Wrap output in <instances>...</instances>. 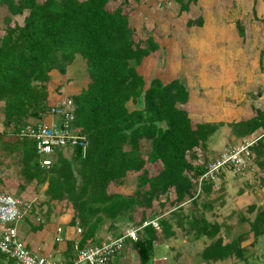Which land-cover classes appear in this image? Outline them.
<instances>
[{
  "label": "trees",
  "instance_id": "trees-1",
  "mask_svg": "<svg viewBox=\"0 0 264 264\" xmlns=\"http://www.w3.org/2000/svg\"><path fill=\"white\" fill-rule=\"evenodd\" d=\"M131 1L138 0H0L9 12L0 35V143H8L5 137L14 134L21 145L25 179L47 181L48 199L72 208L70 223L82 231L79 249L97 242L96 232L106 220L114 235L119 234L117 222L123 219L135 226L148 222L131 246L138 264H151L154 243L175 234L170 221L175 218L174 224L185 235L210 240L201 251L205 262L230 257L246 261L239 237L225 241L222 223L211 222L204 214L212 207L207 198L214 192V181L205 179L196 193L197 178L208 164L200 156L223 122L192 120L187 110L190 93L178 77L163 82L155 76L146 84L137 67L160 44L150 33L138 34L126 10ZM174 1L182 12L197 0ZM111 2L117 5L110 8ZM20 15L22 24L14 19ZM260 21L264 23V14ZM203 22L198 15L186 24L202 26ZM235 25L244 37L242 21L236 19ZM77 58L85 61L89 78L85 88L71 95L74 125L87 139L86 151L74 147L66 157L64 149H57L50 167L43 168L34 141L16 133L30 118L42 119L49 113L51 71L67 76ZM129 101L134 105L141 101V108L130 110ZM255 113L237 123L240 136L250 137L257 130L264 133V111ZM252 150L264 173V134ZM130 173H136V187L123 195L114 187L127 184ZM154 202L159 211L167 202L175 207L170 216L156 218L159 230L149 222L157 215ZM184 202L194 210L181 216ZM249 209L254 211L256 206ZM246 221L255 237L264 234V207Z\"/></svg>",
  "mask_w": 264,
  "mask_h": 264
},
{
  "label": "rangeland",
  "instance_id": "rangeland-1",
  "mask_svg": "<svg viewBox=\"0 0 264 264\" xmlns=\"http://www.w3.org/2000/svg\"><path fill=\"white\" fill-rule=\"evenodd\" d=\"M115 5L117 2H111L109 7ZM126 10L131 13V22L138 34L145 37L150 33L160 44L159 50L145 57L137 67L146 84L155 76L164 82L178 77L192 92V105L187 107L190 118L199 122H223L209 137L206 152L200 156L201 161L213 160L226 146L242 140L244 137L239 135L237 123L252 110L264 111V23L260 21L264 14V0H197L190 4L188 11L182 12H179V5L174 0H138L131 1ZM8 14L7 8L0 5V35L4 29L3 18ZM198 15H202L203 25L187 26V20ZM14 19L22 24L23 15ZM236 19L244 24V37L238 33ZM68 71L69 75L65 77L72 79L64 81V76L57 75L49 82L48 88L54 97L51 101L63 99L59 95L61 81L65 86L79 79L76 84L73 83L74 86L77 85L74 91L87 82L84 65L78 69L76 62L72 70L70 67ZM233 83L237 85L236 88H232ZM136 106L141 105L128 104L129 108ZM235 106L238 108L237 114L233 113ZM202 110L203 114L200 112ZM66 155L69 156L70 153L66 152ZM254 162V159L249 162V168L241 173L234 172L228 166L222 168L221 173L213 178L215 189L207 198L212 201V207L204 213L205 216L208 215L206 217L209 221L222 223L221 234L225 235V241L239 237L240 246L245 248L246 261L230 257L231 259L209 264H264V234L255 237L246 221L254 218L259 207H264V173ZM135 187L136 173H130L127 184L117 187V190H121L123 195H130ZM37 201L38 205L46 203L45 196L38 197ZM252 205L256 206V210L249 209ZM190 206H186L188 210H194ZM135 216L136 220L140 218L138 212ZM166 216H170V213ZM126 220L119 221L121 225L117 231H121V234L126 228L135 226ZM108 223L106 220L100 226H103L104 238L108 233L112 234L106 228ZM177 233L179 236L174 242L176 250L182 247L178 248V241L183 243L180 230ZM18 237L23 239L20 234ZM201 241L202 239L196 241V244ZM203 242L208 243L210 240L206 238ZM189 249L188 254L196 250ZM156 254L158 257L165 254L167 264H175L172 252L164 246H160ZM197 256L199 260H203L201 252ZM131 257L134 255L128 257V264H137L135 258L134 261L130 260ZM5 258L10 260L7 256ZM53 258L60 259L55 255Z\"/></svg>",
  "mask_w": 264,
  "mask_h": 264
},
{
  "label": "crops",
  "instance_id": "crops-1",
  "mask_svg": "<svg viewBox=\"0 0 264 264\" xmlns=\"http://www.w3.org/2000/svg\"><path fill=\"white\" fill-rule=\"evenodd\" d=\"M76 60L77 61H75L69 66V69L71 67V70H72L73 64L78 62V69L81 65H84V71H85V61L80 58H77ZM69 72L70 71L67 72V77L69 75ZM51 75L53 79V76L57 77L59 73L56 70H53L51 71ZM52 79L50 81H52ZM69 79H72V78H69ZM80 79H82V77H80ZM64 81H66L65 76H64ZM77 81H79V79L78 80L76 79L72 83H68L65 86L62 85V88L60 90L61 93L59 95L63 96L62 98H64L67 96H71L73 94H78L83 88L86 87L89 81V78L84 86H81L79 90L74 91L76 90L77 85L74 86L73 83L76 84ZM62 82L63 81H61L60 83L62 84ZM69 84H71L72 86L69 87L68 86ZM234 87L236 88L237 85L233 83L232 88ZM188 90H189V93H192L191 89L188 88ZM51 100H54V97L52 96L50 92V96H49L50 104L54 105V104H57V101H59L57 99H56L57 100L56 102L51 101ZM191 101L193 100H192V95L190 94L187 106L192 105ZM140 102L141 101H138V103ZM129 103L131 105H134L131 101H129L128 104ZM202 107H203V104H202ZM134 108H141V106L140 107L136 106V107H132L129 109L131 110ZM237 109H238L237 106H235V109H233V113L238 111ZM203 110L200 111L202 114H203ZM255 114H256L255 111L253 112L252 110V112L248 113L247 117L245 118H249L251 116H254ZM37 121H42V122L46 121V123H56L59 121V117L53 116L48 113L42 119H32V118L29 119V122H37ZM205 122H210V121H205ZM2 129H3V126L0 123V132L2 131ZM259 133H260L259 130L254 132V134H259ZM5 138L7 139L6 142L8 143L6 144L0 143V191H5L11 194L13 193V195H15L16 197L33 200V203H34V204L32 203L31 211L22 220L16 223L18 234H20L23 237V239L21 240L24 241L27 249L33 253H37L41 255L43 254H50L52 256L55 255L60 258L58 260H61L66 263L71 262L72 259L76 257L79 251L80 247H78V242L81 238V232H82V231H78V228H79L78 225H72L70 223L72 219V215H73L72 208L69 205L67 206L64 201H56V200L48 199V197L45 194V189L47 188V185H48L47 181H43L39 183L36 179H33V180L25 179V177L22 175V169H21V166H22L21 145H19L18 142H15L16 136L14 134H8ZM63 152L66 157H70L72 155L73 150L67 148V149H64ZM66 152H69L70 155L67 156ZM54 159H55V156H54ZM254 164H256V162H254ZM257 167L258 169H260L258 165ZM252 169H253V166H252ZM119 187H124V185L119 186ZM114 189L117 190V187H114ZM117 191L122 194L121 190H117ZM43 196H45L46 203H39L38 205V201H37L38 197H43ZM170 198L171 199L174 198L173 191L170 192ZM188 203L189 202H184L182 204L181 207H183L184 211L181 216H184V214L187 213L188 208L186 206H189ZM153 206H154V211L155 210L157 211L156 212L157 215L154 217L155 219L165 217L166 215L170 213V211L175 210V207L171 206L168 202L166 203L163 211H161V209L159 211V207L156 202H154ZM206 216L208 217V215ZM170 221L173 225V230L175 231V234L170 238L160 239L154 243L153 258H152L151 264H167L168 259L165 256V254H162L160 257H158L156 254L160 246H164V248H167L168 250L172 252V257L174 259L175 264H209L205 262L204 260H199V257L197 256V253L201 252L204 246L207 244L203 242L204 240H206V238L201 237L199 239H195L191 235H185V233L181 231V228L174 224L175 218H171ZM108 224L106 225V228L110 231V229L108 228L109 226ZM120 225L121 223L117 222V226H120ZM177 230H180V233H181L180 235L183 236V238L180 236L182 238L183 243L181 241H178L179 242L178 248L182 246L181 249H178V250L175 249V243H174L176 240V237L179 236L177 233ZM102 233H103V226L99 227V229L96 232L95 240L97 242L92 241L90 244H97L103 241L106 237L104 238ZM119 233L121 234V231H119ZM107 235L109 236V235H114V234L108 233ZM114 236H117V235H114ZM180 237H179V240H180ZM201 239H202L201 243L196 244V241L201 240ZM132 240L133 239H130V238L126 239L123 250L115 257L114 262L116 264H128V257H130L131 255H134V257H131L130 260L134 261V258H135V262L138 264L137 254L132 249V246H131ZM194 248L196 249L195 252H193L192 254H188L189 252L187 250L188 249L192 250ZM227 259H231V258H227ZM179 260L181 262H178ZM0 264H13V260L12 259L8 260L7 258H5V255L0 254Z\"/></svg>",
  "mask_w": 264,
  "mask_h": 264
},
{
  "label": "built area",
  "instance_id": "built-area-1",
  "mask_svg": "<svg viewBox=\"0 0 264 264\" xmlns=\"http://www.w3.org/2000/svg\"><path fill=\"white\" fill-rule=\"evenodd\" d=\"M49 114L58 116L56 123L42 121L29 122L16 135L27 137L34 141L35 151L39 157V164L49 168L53 162L57 149H71L79 147L84 154L87 139L81 128L74 125L75 105L72 98L65 97L54 104ZM264 133L251 135L226 146L219 155L206 165L205 172L197 178V191L201 190V183L205 179H212L221 173L224 166L234 172H243L249 168V162L254 159L252 147ZM33 200H28L0 191V254L13 260V264H116L115 257L123 250L126 239H135L140 226H133L124 233L109 235L97 244H90L79 249L76 258L71 263L54 259L50 254H37L27 249L24 241L18 237L16 223L23 219L32 209ZM159 230L157 219L149 221ZM78 231H81L78 228Z\"/></svg>",
  "mask_w": 264,
  "mask_h": 264
},
{
  "label": "bare ground",
  "instance_id": "bare-ground-1",
  "mask_svg": "<svg viewBox=\"0 0 264 264\" xmlns=\"http://www.w3.org/2000/svg\"><path fill=\"white\" fill-rule=\"evenodd\" d=\"M166 16V15H165ZM208 220V219H207ZM178 221V220H177ZM170 224V223H169Z\"/></svg>",
  "mask_w": 264,
  "mask_h": 264
}]
</instances>
